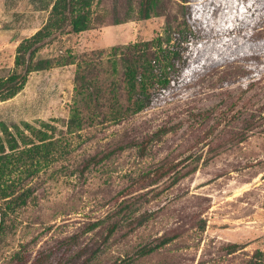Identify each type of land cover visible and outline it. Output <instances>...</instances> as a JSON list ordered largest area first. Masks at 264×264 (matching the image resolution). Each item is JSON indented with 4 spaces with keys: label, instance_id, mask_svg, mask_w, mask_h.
<instances>
[{
    "label": "rangeland",
    "instance_id": "rangeland-1",
    "mask_svg": "<svg viewBox=\"0 0 264 264\" xmlns=\"http://www.w3.org/2000/svg\"><path fill=\"white\" fill-rule=\"evenodd\" d=\"M40 4L0 0V77L20 39L47 19ZM138 6L93 0L89 28L60 34L38 55L95 53L84 77L102 93L115 80L111 47L164 36L168 19L186 23V65L149 107L69 126L76 100L87 112L78 60L32 71L0 100V124L17 140L5 142L0 189L27 194L3 222L0 264L56 246L46 264H244L264 250V0H165L166 11L146 19ZM47 142L48 158L30 152Z\"/></svg>",
    "mask_w": 264,
    "mask_h": 264
},
{
    "label": "trees",
    "instance_id": "trees-1",
    "mask_svg": "<svg viewBox=\"0 0 264 264\" xmlns=\"http://www.w3.org/2000/svg\"><path fill=\"white\" fill-rule=\"evenodd\" d=\"M35 0H28L33 4ZM37 9L48 11V16L43 25L31 35L23 37L15 48L13 67L4 76L0 77V100H5L16 95L25 85L32 71L46 69L54 65L74 63L77 65L76 94L84 93L86 100L84 107L86 113H82L81 105L76 100L70 108L68 125L80 127L88 119H110L119 122L137 112L149 107L159 97V93L170 85L177 83V77L186 65L188 58V45L191 29L187 26L174 27L168 19L165 35L157 34L148 40H137L122 46H113L107 53V62L111 66V73L115 74V80L110 82L109 90L89 92V79L84 77V72L94 69L95 53L89 59L84 55L82 59L73 57L71 53L60 54L57 57H39V51L47 44L55 40L60 34L79 33L89 28L92 21L93 0H40ZM166 11L165 0H139L137 15L140 19L149 18L151 15H159ZM128 17V16H126ZM101 53V52H100ZM100 62V58H97ZM119 77L116 74L119 71ZM78 81V83H77ZM107 107V110L103 108ZM27 129H33L29 123H25ZM0 182L6 171L8 154L5 152V142L13 148L17 140L3 122L0 124ZM166 129L161 130V134ZM24 144L29 143L26 135L20 134ZM41 140L46 139L43 133ZM118 144L106 155L114 153V149H122ZM32 154L44 153L46 158L50 153L49 143L30 146ZM175 176L174 179H179ZM10 193L0 189V232L3 222L9 211L26 201L27 194H18L10 197ZM71 246V245H70ZM59 247L52 251L35 255L16 252L12 258V264H46ZM59 260L56 264H60ZM244 264H264V250H257L255 254Z\"/></svg>",
    "mask_w": 264,
    "mask_h": 264
}]
</instances>
